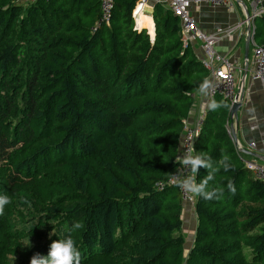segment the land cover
<instances>
[{"label":"trees","instance_id":"trees-1","mask_svg":"<svg viewBox=\"0 0 264 264\" xmlns=\"http://www.w3.org/2000/svg\"><path fill=\"white\" fill-rule=\"evenodd\" d=\"M137 2L114 0L108 25L92 31L98 0H0V194L10 199L0 264H30L64 236L79 264H264V183L239 159L221 96L195 144L207 166L191 170L193 183L223 192L194 194L185 253L178 190L156 184L179 165L207 74L161 3L153 40L134 29ZM253 24L264 45V14Z\"/></svg>","mask_w":264,"mask_h":264},{"label":"built area","instance_id":"built-area-1","mask_svg":"<svg viewBox=\"0 0 264 264\" xmlns=\"http://www.w3.org/2000/svg\"><path fill=\"white\" fill-rule=\"evenodd\" d=\"M32 0H22V2H29ZM100 16L92 31L96 29V26L101 24L108 25L111 20L114 0H98ZM146 0H140L136 3L143 8ZM167 8L171 11L173 16L177 17L180 25V40L182 49L190 47L193 42H200V49L202 52V58L200 64L206 71L205 82L208 83L207 97L209 101H212L215 96H221L225 101L229 103V109L232 104L236 102V82H235V67L233 64L223 55L217 53L214 49L216 42L225 37H230L234 34L242 24H238L233 27H227L219 30L214 34H204L201 32L194 22L193 18L189 15L188 9L191 4H208L213 7L224 6L227 9L233 7L234 2L232 0H166ZM248 21L250 23V31L254 33V20L264 14V0H251ZM135 11V10H134ZM133 11V14H134ZM246 23V21H244ZM253 70L251 71V78L254 81H259L264 84V45L255 44L252 39L250 42ZM230 117V114H229ZM205 119V112H201L197 115L192 123H189L188 119L183 123V135L180 143V150L178 156L179 165L177 169L170 174V176L164 181L156 184V190L162 191L169 187H176L183 205L188 204L192 209L194 206L195 198L194 194L187 191L182 187L183 181L186 178H191L194 181V174L191 168L183 163L184 158L187 155H192L195 152V144L198 139L201 128L203 127ZM227 133L238 152L240 147L237 142L231 138L229 125H227ZM250 147H254V144H250ZM240 161L248 170L254 179L264 183V167L253 163L251 161H245L239 157Z\"/></svg>","mask_w":264,"mask_h":264},{"label":"crops","instance_id":"crops-1","mask_svg":"<svg viewBox=\"0 0 264 264\" xmlns=\"http://www.w3.org/2000/svg\"><path fill=\"white\" fill-rule=\"evenodd\" d=\"M139 1L140 0H138V2ZM232 1L234 4L231 9H227L224 6L213 7L208 4L201 3L191 4L188 12L196 23L197 28L207 35L214 34L227 27L242 24L234 34L230 37L219 39L214 46L215 51L225 56L235 67L236 91H238L242 78L241 73L243 74L245 62L244 44L247 29L246 23H244V9L235 0ZM158 3H161L167 8L166 0H146L143 8L139 5L135 7L133 16L134 29L137 31L143 29L146 30L151 40H153L154 37L152 12L154 5ZM249 4L250 1L248 4H245L248 12L251 11ZM144 12H149L151 16H146ZM141 24H145L147 27L139 29L137 26H140ZM190 46L200 61L202 58L200 42H193ZM252 70V54L250 52L249 55L248 52L247 74L243 85L242 104L237 112V117L232 118L230 124L233 127L236 142L240 149L242 148L255 154L245 155L237 152L240 155L239 157L245 161H251L264 167V84L259 81L252 80L250 75ZM209 102L210 101L208 100L207 95L199 93L195 96L194 107L188 118L189 123H192L194 118L201 112L204 111L206 113L209 108ZM250 144H254V147H250ZM181 219L183 236L185 237V235H188L191 237L190 244L187 245L185 243V253H187L192 244L194 229L196 228L195 214L193 209L188 204H182Z\"/></svg>","mask_w":264,"mask_h":264},{"label":"clouds","instance_id":"clouds-1","mask_svg":"<svg viewBox=\"0 0 264 264\" xmlns=\"http://www.w3.org/2000/svg\"><path fill=\"white\" fill-rule=\"evenodd\" d=\"M207 88L208 83L204 82L203 84H201L199 92L202 95H207ZM221 106L222 105L215 100L210 101L208 104V107L212 110L218 109ZM183 163L193 170H197L201 167L207 166L206 158L201 156L200 154L187 155L184 158ZM221 163L223 164L225 170H227V168L230 166L229 157L227 155H224L222 157ZM210 178L211 177H209V179ZM182 187L187 191L194 193L204 199H211L213 197L218 199L220 194H222L223 192V189L219 187L213 188L211 191H208L206 181L202 183H193L191 178H186L183 181ZM9 202L10 199L7 195L0 194V214H3L5 206L9 204ZM24 245L29 247L31 246L29 239ZM79 258L80 252L76 247L73 239H71L69 236H64L63 238L59 237L58 239L52 241L49 246L47 255H41L39 253L34 254L30 260V264H79Z\"/></svg>","mask_w":264,"mask_h":264},{"label":"water","instance_id":"water-1","mask_svg":"<svg viewBox=\"0 0 264 264\" xmlns=\"http://www.w3.org/2000/svg\"><path fill=\"white\" fill-rule=\"evenodd\" d=\"M243 9H244V14H245V21H246V29H247V33H246V39H245V44H244V68H243V74H242V78H241V82H240V87L238 89V92L236 94V102H234L231 106V108L229 109V114H230V119L232 118H236L237 117V112L239 110V108L241 107L242 104V100H243V85H244V80L247 74V57H248V52H249V47H250V42L253 39V35L250 31V23L248 21L249 18V12L247 9V6L241 1V0H235ZM144 14L148 17L151 16V14L149 12H144ZM133 18V17H132ZM229 130H230V134H231V138L232 140L235 142L236 141V137H235V133L233 130L232 125H229ZM238 152L240 154H245V155H255L251 152H248L244 149H239Z\"/></svg>","mask_w":264,"mask_h":264},{"label":"rangeland","instance_id":"rangeland-1","mask_svg":"<svg viewBox=\"0 0 264 264\" xmlns=\"http://www.w3.org/2000/svg\"><path fill=\"white\" fill-rule=\"evenodd\" d=\"M250 55V54H249ZM241 75H242V73H241ZM194 231H195V229H194ZM186 237V238H185ZM185 237H184V239H186V241H185V243L187 244V245H189L190 244V240H191V237L190 236H188V235H185ZM193 241V240H192Z\"/></svg>","mask_w":264,"mask_h":264},{"label":"bare ground","instance_id":"bare-ground-1","mask_svg":"<svg viewBox=\"0 0 264 264\" xmlns=\"http://www.w3.org/2000/svg\"><path fill=\"white\" fill-rule=\"evenodd\" d=\"M135 10V9H134ZM133 16H134V14H133Z\"/></svg>","mask_w":264,"mask_h":264}]
</instances>
